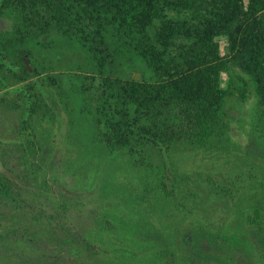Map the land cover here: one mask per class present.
Segmentation results:
<instances>
[{"label":"trees","instance_id":"obj_1","mask_svg":"<svg viewBox=\"0 0 264 264\" xmlns=\"http://www.w3.org/2000/svg\"><path fill=\"white\" fill-rule=\"evenodd\" d=\"M3 20L10 27L0 31V109L16 116L22 140L14 153L3 154L31 189L0 173V222L12 224L0 240L27 242L25 249L36 251L35 261L9 264H99L93 248L107 243L105 234L122 244L117 264H264V180L256 174L264 173V0H0ZM49 55L76 60L55 74L54 62L49 72L39 63ZM42 89L58 96L95 156L93 174H69L71 190L87 193L88 184L90 193L97 187L114 191L112 178L120 170V178L131 177L117 185L126 203L138 200L150 217L158 211L153 230L123 236L119 228H106V212L90 232L73 233L52 228L54 216L34 213L48 200L46 180L35 172L45 165L42 151L51 141L42 122L54 117ZM231 109L239 115H230ZM233 124L245 140L232 133ZM196 153L233 157L229 162L242 180L226 185L208 171H181L179 164ZM62 200H48L51 209H74ZM176 211L182 218L194 211L200 222L177 225ZM251 225L260 226L251 233L254 240ZM35 226L42 236L30 232Z\"/></svg>","mask_w":264,"mask_h":264},{"label":"rangeland","instance_id":"obj_2","mask_svg":"<svg viewBox=\"0 0 264 264\" xmlns=\"http://www.w3.org/2000/svg\"><path fill=\"white\" fill-rule=\"evenodd\" d=\"M245 2L247 0H244ZM10 23L7 20L0 21V31H4L9 29ZM223 47L224 42H220V51L223 54ZM50 60V61H49ZM76 60V56H45L43 58L40 57L39 63L44 64L45 72H49L47 67H49L50 62H54L55 64H52L55 68L53 73H66L69 70V67L72 65V62ZM64 65V68L62 67ZM224 77V76H222ZM71 87V85H70ZM44 99L47 102V104L50 106L54 117H53V123L47 124V122H42V131L49 129L50 130V143L47 145L48 148H45L42 151L43 155V161L45 165L41 166L39 171L35 172L38 174V179L41 180V177L45 178L46 180V195L48 200L52 199L56 202L62 200L65 202L66 205L72 206L74 209H71L72 211H68L66 213H59L57 214L55 210L53 211L52 204L48 202V200H42V206L39 205L41 203H38L37 208L34 207V213L39 210L42 211L40 214L44 217L54 216L56 219V222L52 223V228L54 226L59 227H67L71 232L81 231L86 232L89 229H93V226L96 224V216L101 215L103 217V214H106V212L109 214V219L104 218L106 222V228H112V230H119L123 234V236H127L130 234L135 235H141L143 234L142 231L145 230H153V226H156L154 222L156 220L152 219L153 216H158V211H153L151 214V217L148 216L144 211L141 209L139 210L138 206V200H134V198H130L128 204L127 201V194H125L123 189H120L117 187V185H121L123 178L127 183L131 180L129 176L126 174H122L123 176H120L121 171L117 170L115 175L112 178V186L114 188V191L109 188V190H100L99 187L97 189L93 190L90 193V185H85V189H87V193L85 192H76L71 190V186H73L72 179L75 175L79 177V173H86L83 175L80 179L87 178L89 174H93V171H95V167L93 169V162H95V156H91L89 150L87 149V145L89 143L84 142L82 143V139L79 137V125L78 122H76L75 119H73V122L70 123L69 117L66 113V111L63 109L62 105L59 103L58 96L53 93L52 91H47V89H42ZM50 92L51 94H49ZM248 106L245 105L244 108V114H246ZM71 109V106L68 108V110ZM232 116H238L239 114L236 112L235 109H231L229 112ZM77 116V115H75ZM16 116L14 114H9L8 112L2 111L0 109V173H2L6 178H8L12 183L16 184L20 187V189H31L29 185H27L26 181L23 183L19 181L17 177V172L13 167L12 159L9 158L7 155L3 154L4 150H10L14 153V145L15 143H19L22 140L19 139V137L16 135L17 132V121L15 120ZM232 133L234 135H241L243 133V138L246 139L247 135L244 132L238 131V126L236 124L231 125ZM244 130V128H242ZM245 130L249 131L248 127H245ZM41 132V131H40ZM46 133V132H45ZM238 138V139H240ZM95 153H99V149L94 148ZM194 154V152H191ZM177 154V153H176ZM191 154V155H192ZM186 155V154H185ZM180 156V155H179ZM190 156L187 160H183L182 163L179 165L182 167L180 168L181 171L190 170L192 171H208L209 173H213L211 176L214 180H220L225 181V184H232L235 181H240L243 178V175L239 178H236L237 175L234 174L235 168L231 166V162L229 160L233 159V157H230L229 160L224 156L222 158H214L209 155L207 158H204L203 155L196 153V155ZM104 157V153L102 155V160ZM178 157V156H176ZM221 157V156H220ZM101 160V165L105 166L107 165L106 161ZM227 160V161H226ZM97 162V161H96ZM259 163V161L257 160ZM82 165L81 167L78 164ZM86 166V168L82 171V169ZM101 168V167H100ZM202 168V169H199ZM237 169H243L244 165H238ZM66 171V172H65ZM125 173L129 174L127 171L123 170ZM189 172V173H190ZM170 172L167 173L165 183L169 187V184L172 182V178L170 177ZM221 173V174H220ZM238 173V172H237ZM55 174L60 178L54 180ZM68 176H65V175ZM119 176H117V175ZM255 173L250 175L251 179H254ZM256 174L264 180V173L261 171L256 172ZM41 177H40V176ZM90 176V175H89ZM63 177V178H62ZM71 177V178H70ZM79 179V180H80ZM82 181V180H80ZM139 182L136 179V183ZM135 181L133 185H135L137 188L140 189V185L138 183L136 184ZM115 184V185H114ZM236 184V183H235ZM44 185V184H43ZM190 186V184H187ZM238 185V184H237ZM236 185V186H237ZM167 187V188H168ZM137 190V191H138ZM123 193V194H122ZM24 196H27V193L25 191L22 192ZM198 194L199 191H198ZM62 198V199H61ZM47 201V202H46ZM148 202H152V200L148 197L146 199ZM48 203V204H47ZM144 205H147L146 203ZM143 205V206H144ZM103 212V213H102ZM249 214V213H247ZM252 214V213H251ZM30 212L27 213L26 218H30ZM175 218L177 220V225L181 224L183 227H189L188 225L194 224L197 225L199 223V217L196 216L195 212H190V215H186L187 217L182 218L181 214L176 211L174 212ZM200 216V211H199ZM22 219L24 218V215L20 216ZM232 219V217H230ZM181 219L182 222L180 221ZM226 219V218H223ZM233 220V219H232ZM231 220V221H232ZM185 221V222H183ZM231 221H227L226 225H229ZM19 222V221H18ZM12 225L11 223H6L5 221L0 222V234L4 233L6 230H8V227ZM260 226L251 225L249 227V237L254 240L255 234H251L253 232H258ZM203 225L201 226V230H203ZM264 228V224H263ZM35 230H30V232L37 233L39 236H42L43 229L39 226H35ZM21 230V229H19ZM57 235H61L63 231L60 229L55 230ZM20 232V231H19ZM90 232V230H89ZM261 233V231H259ZM6 233V232H5ZM55 233V232H54ZM108 233V231H106ZM110 234V232L108 233ZM262 234V233H261ZM31 235V234H27ZM106 240V244L94 246L93 251L96 253L95 258L99 261V264H111L116 263V256L117 251L122 249V244L119 243L117 240H112L110 236L103 235ZM264 235H262V238ZM82 241V240H79ZM111 247V248H110ZM28 248V243L24 242L20 246H14L10 245L9 242H6L5 240H0V264H9L11 261H15L17 263V260H27L35 261L32 257V255L36 254V251H33V249H25ZM2 252H5L3 255ZM30 252H33L32 254ZM25 253V255H24ZM16 254L17 256H13ZM145 256V255H143ZM2 257L5 259L3 260ZM18 260V262H20ZM7 261V262H6ZM125 262H122L120 264H135L130 263L127 259L124 260ZM71 264H74V261H70ZM117 264V263H116Z\"/></svg>","mask_w":264,"mask_h":264},{"label":"water","instance_id":"obj_3","mask_svg":"<svg viewBox=\"0 0 264 264\" xmlns=\"http://www.w3.org/2000/svg\"><path fill=\"white\" fill-rule=\"evenodd\" d=\"M24 63H25V65H26L27 67H29V66H28V61H27V60H25ZM29 71H30V68H29Z\"/></svg>","mask_w":264,"mask_h":264}]
</instances>
